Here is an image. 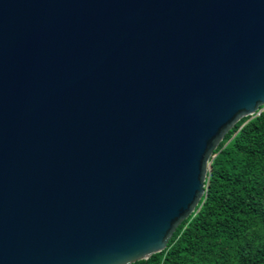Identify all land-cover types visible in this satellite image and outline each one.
<instances>
[{"label":"water","instance_id":"1","mask_svg":"<svg viewBox=\"0 0 264 264\" xmlns=\"http://www.w3.org/2000/svg\"><path fill=\"white\" fill-rule=\"evenodd\" d=\"M263 106L264 0H0V264L164 251Z\"/></svg>","mask_w":264,"mask_h":264},{"label":"trees","instance_id":"2","mask_svg":"<svg viewBox=\"0 0 264 264\" xmlns=\"http://www.w3.org/2000/svg\"><path fill=\"white\" fill-rule=\"evenodd\" d=\"M211 158L205 194L166 249L133 264H264V106Z\"/></svg>","mask_w":264,"mask_h":264}]
</instances>
